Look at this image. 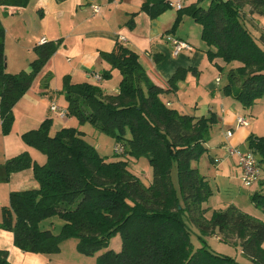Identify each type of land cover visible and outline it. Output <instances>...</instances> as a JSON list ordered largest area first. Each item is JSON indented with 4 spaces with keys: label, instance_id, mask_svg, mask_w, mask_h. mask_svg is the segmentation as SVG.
Listing matches in <instances>:
<instances>
[{
    "label": "trees",
    "instance_id": "obj_1",
    "mask_svg": "<svg viewBox=\"0 0 264 264\" xmlns=\"http://www.w3.org/2000/svg\"><path fill=\"white\" fill-rule=\"evenodd\" d=\"M29 1L0 0V7L25 8ZM170 2L144 0L140 11L154 19ZM182 11L200 26L207 59L218 58L229 66L224 94L250 109L264 97V46L250 32L244 15L264 16V0H211L207 8L195 2L178 10ZM135 14L129 17L130 27ZM179 20L175 19L168 33L175 32ZM4 38L0 27V113L2 133L8 134L14 105L56 46L52 42L36 46V58L28 70L9 74ZM101 58L119 72L118 92L107 94L87 82L72 84L66 77L62 88L66 116L89 122L112 136L115 145L123 148L124 159L102 158L75 128H62L50 136L52 121H43L38 129L23 134L22 140L40 151L45 163L38 165L24 153L0 165V183L25 169H32L38 183L35 190L9 195L8 206L1 209L0 229L12 233L13 244L20 251L46 256L58 254L61 243L69 239L77 241L80 254L91 256L118 234L121 250H106L96 264H239L209 249L207 241L214 236L238 247L252 264H264V220L233 204L206 218L209 207L205 204L212 191L192 164L207 152L216 116L182 114L161 99L175 92L179 71L165 89L149 79L137 54L120 43ZM100 78L109 81L110 71L102 72ZM247 148L256 155L259 168L264 165V136L250 135ZM141 156L152 168L148 183L129 170L130 158ZM249 201L264 213V193L251 194ZM55 216L63 221L58 234L41 228ZM0 264H10L7 251L0 250Z\"/></svg>",
    "mask_w": 264,
    "mask_h": 264
},
{
    "label": "crops",
    "instance_id": "obj_2",
    "mask_svg": "<svg viewBox=\"0 0 264 264\" xmlns=\"http://www.w3.org/2000/svg\"><path fill=\"white\" fill-rule=\"evenodd\" d=\"M143 2L144 0H30L25 8L0 7V27L5 32L7 73L27 71L29 64L36 58V46L47 42L56 46L54 54L36 76L29 90L14 105L13 124L8 134L2 133L0 113V165L24 153L34 163L44 164H41L42 157L38 151L23 142L22 135L38 129L47 119L52 121L50 136L66 128L58 127L54 122H64L66 117L60 119L49 110L52 103L65 105L61 96H64L62 88L66 77L72 84L87 82L100 86L107 94L118 92L119 72L111 69L101 58V54L110 53L116 43H120L137 54L149 79L162 88L168 89L170 78L180 72V77L174 83L175 92L161 96L167 106L196 118L206 117L211 113L216 116L217 123L211 128L206 143L207 152L196 162L195 168L199 172L200 169H206V174L201 175L206 180V177L230 180L241 176L237 160L227 155V148L247 152L248 137H261L264 134H257L254 125L246 119L244 125L238 124L237 117L245 118L246 115L241 114L242 106L223 92L225 84L223 85L224 76L221 73L227 65L218 58L213 61L207 59L205 44L192 35L196 30L189 34L183 30L178 32V27L174 33H168L174 22L173 16L165 11L152 19L146 12L140 11ZM92 6L99 7V13H93ZM132 14H135L134 25L130 27L127 23ZM257 16L246 14L244 20L250 32L255 33L259 44L264 46V16H258V21L255 19ZM198 27L200 38L201 28L199 25ZM173 38L185 42L191 49L173 56L170 42ZM104 71H110L111 79L97 82L95 77L101 76ZM105 86L109 92L104 89ZM250 109L252 112L254 107ZM227 131L232 132L229 139L225 137ZM262 172L264 168L260 167L259 179H264L260 176ZM255 185L256 190L251 194L264 189L259 183ZM37 188L38 183L32 169L15 172L8 182L0 183V219L1 209L8 204L11 193ZM230 204L233 202L227 205ZM205 206L209 207L207 203ZM0 250L7 251L10 264H50L51 261L46 255L20 251L13 244L12 233L2 229Z\"/></svg>",
    "mask_w": 264,
    "mask_h": 264
},
{
    "label": "rangeland",
    "instance_id": "obj_3",
    "mask_svg": "<svg viewBox=\"0 0 264 264\" xmlns=\"http://www.w3.org/2000/svg\"><path fill=\"white\" fill-rule=\"evenodd\" d=\"M176 1H178L183 7H186L191 3L199 2L202 8H207L211 2V0H173V2ZM166 11L168 14L173 16L174 21L176 18L180 19L178 24V27L180 28L178 29V32L180 30H183L184 32L190 34L196 30V33H192V35L195 37V39L199 41V33L197 32L199 31V27L197 24H194L192 22L188 15H186L183 11L178 12V10L175 9V7L173 6L169 7ZM255 19L258 21L260 18H258L257 16ZM252 34L253 36L255 35V33ZM228 70L229 66H226L224 71L221 73V75L224 76L223 85H226V74ZM104 89L109 92L106 86L104 87ZM233 89L237 90V87L234 86ZM61 98L65 100L64 96H61ZM257 101L258 102H256L252 106L254 107L252 112L251 109H243L241 110V114L246 115V117L243 118L246 119L249 123H251V125H254L257 134H264V98H261V100L259 99ZM56 106L66 112L67 102L65 103V105ZM54 122L58 127L75 128L79 132H82L84 140L88 144L93 146L97 150L98 154L102 158H105L107 161H111L114 159H124L122 155H117L115 157L114 138L106 133L101 132L91 123L80 122L79 119L74 116H66L64 122L58 120H54ZM38 154L40 155V157H42L41 164L45 163V156L40 151H38ZM196 164V162L193 163L192 167H196ZM200 167H203V160L200 161ZM260 167L264 168V166ZM129 170L136 175H140L144 183L150 182L152 177V168L148 164V160L146 157L141 156L138 158H131L129 160ZM200 170L201 174H206V169L203 168ZM260 176L261 178H264V172L260 173ZM206 178L209 187L212 191V196L207 202V205L210 207L209 211L206 214L207 219H210L212 217V211L224 210L228 206L227 204H229V202H233L234 206H236L244 213H247L258 219L264 220V213L255 208L254 205L251 204L249 201V195L252 193V191L256 190L255 184L259 183L260 186L264 187V179H257L254 184H251L249 187H245L241 176H239V178L230 180L223 178ZM258 193H264V189H260ZM6 206H8V204ZM62 225L63 221L58 216H55L44 221L41 224V228L51 229L53 234H58ZM76 242L77 241L75 239H69L62 242L60 245V252L56 255L49 256V259H51L50 264H96L97 257L104 253L106 250H112L113 252H119L121 250V238L118 234L113 236L109 240V244L106 248L97 251V253L91 256H85L80 254L77 251ZM194 244L196 245V242H194ZM207 245L209 249L212 250V252L219 255L231 257L239 264H252L250 261L244 258V256H242L238 247L236 248L226 245L222 243L220 239L216 236L209 238L207 241ZM262 247H264V245H262Z\"/></svg>",
    "mask_w": 264,
    "mask_h": 264
},
{
    "label": "built area",
    "instance_id": "obj_4",
    "mask_svg": "<svg viewBox=\"0 0 264 264\" xmlns=\"http://www.w3.org/2000/svg\"><path fill=\"white\" fill-rule=\"evenodd\" d=\"M175 7V9L180 10L182 8V5L176 1L169 3V7ZM92 12L97 14L99 13L100 9L97 6L91 7ZM171 46H172V55L177 56L181 51L183 50H190L191 47L186 44L185 42H182L176 38L171 39ZM95 80L97 82L101 81L100 76H96ZM49 110L56 114L58 118L63 119L66 117V112L59 109L54 103H52L49 107ZM237 122L239 125H244L246 123L245 119L242 117H237ZM226 139H229L232 137V132L227 131L225 134ZM115 154L122 155L123 154V148L121 146L115 145ZM227 155L229 157H235L238 163V166L241 170V177L242 181L245 187H249L251 184H254L257 179H259V166H258V159L255 154H253L251 151L247 152H241L236 148L228 147L227 148Z\"/></svg>",
    "mask_w": 264,
    "mask_h": 264
}]
</instances>
